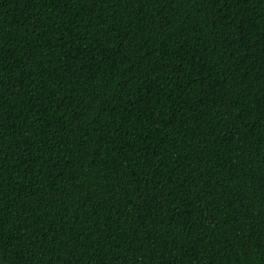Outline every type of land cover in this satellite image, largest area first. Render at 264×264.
Wrapping results in <instances>:
<instances>
[{
  "label": "trees",
  "instance_id": "1",
  "mask_svg": "<svg viewBox=\"0 0 264 264\" xmlns=\"http://www.w3.org/2000/svg\"><path fill=\"white\" fill-rule=\"evenodd\" d=\"M0 264H264V0H0Z\"/></svg>",
  "mask_w": 264,
  "mask_h": 264
}]
</instances>
